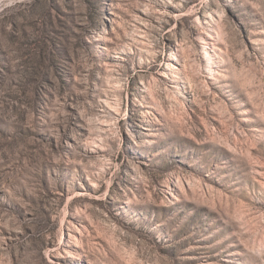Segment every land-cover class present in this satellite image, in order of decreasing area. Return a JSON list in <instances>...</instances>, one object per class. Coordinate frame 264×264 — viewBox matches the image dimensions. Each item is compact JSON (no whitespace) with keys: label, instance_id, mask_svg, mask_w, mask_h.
Returning a JSON list of instances; mask_svg holds the SVG:
<instances>
[{"label":"rangeland","instance_id":"1","mask_svg":"<svg viewBox=\"0 0 264 264\" xmlns=\"http://www.w3.org/2000/svg\"><path fill=\"white\" fill-rule=\"evenodd\" d=\"M0 264H264V0H0Z\"/></svg>","mask_w":264,"mask_h":264}]
</instances>
